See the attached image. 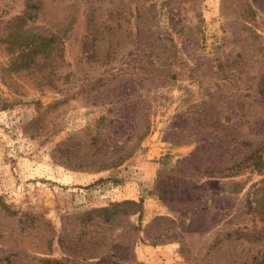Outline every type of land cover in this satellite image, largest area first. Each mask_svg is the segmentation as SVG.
I'll list each match as a JSON object with an SVG mask.
<instances>
[{
	"label": "rangeland",
	"instance_id": "1",
	"mask_svg": "<svg viewBox=\"0 0 264 264\" xmlns=\"http://www.w3.org/2000/svg\"><path fill=\"white\" fill-rule=\"evenodd\" d=\"M259 89L264 0H0V264H264Z\"/></svg>",
	"mask_w": 264,
	"mask_h": 264
},
{
	"label": "trees",
	"instance_id": "2",
	"mask_svg": "<svg viewBox=\"0 0 264 264\" xmlns=\"http://www.w3.org/2000/svg\"><path fill=\"white\" fill-rule=\"evenodd\" d=\"M258 93L259 94H264V90H261V89H259L258 90ZM205 126V125H204ZM207 126V125H206ZM203 127V126H202ZM70 151H73V150H70ZM72 154V153H71ZM73 156V155H72ZM75 165H78L77 163H75Z\"/></svg>",
	"mask_w": 264,
	"mask_h": 264
}]
</instances>
